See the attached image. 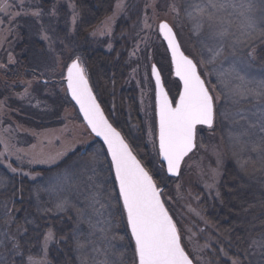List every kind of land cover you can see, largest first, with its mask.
<instances>
[{
    "label": "rangeland",
    "instance_id": "obj_1",
    "mask_svg": "<svg viewBox=\"0 0 264 264\" xmlns=\"http://www.w3.org/2000/svg\"><path fill=\"white\" fill-rule=\"evenodd\" d=\"M8 3L11 15L0 13V193L5 190L8 178L28 179L36 183L40 179L36 170L55 168L70 155L82 156L97 141L69 98L64 82L66 65L79 56L85 66V48L109 55L121 45L128 48V75L121 91L125 95L133 93L140 118L135 124L126 114L130 130L135 135L138 131L143 132L150 153L151 172L157 178V187L163 190V202L177 225L183 247L195 264H217L210 249L205 247L207 240L199 234L198 222H205L198 207L197 189L216 194L222 176L224 154L213 130L219 116L222 117L221 113L234 110V106L226 101L227 89L221 83L217 70L227 71L235 58L226 56L222 66L219 61L216 64L201 62L210 54L202 51L200 40L203 37L194 34L192 24L185 18L177 0H116L112 14L88 36L87 45L77 40L80 14L74 0H8ZM172 4L179 9V16L169 7ZM37 12L38 16L35 15ZM164 21L173 27L185 54L197 62L207 86L212 82L214 89L223 95L221 97L218 92L214 95L215 90L210 85L214 98L219 96L214 101L217 111L215 124L212 129H197L194 152L184 161L180 176L169 182L166 167L158 155L152 65L161 72L174 104L181 84L174 76L166 44L158 34V25ZM260 48H264V44L257 47L256 59L250 67L236 66L238 70L243 69L242 75L264 79V68L258 64L264 57ZM20 67L22 70L18 71ZM116 99L117 96L109 98L111 112L119 110ZM58 153H63L58 159L38 162L56 157ZM42 193L48 195V204L54 205L60 199L70 201L67 210L73 207L72 195L78 201L81 196L88 200L86 187H68L60 178L54 179ZM38 196L34 190L32 199L39 208ZM1 201L0 212L4 215L7 209ZM52 208L55 214L65 212L57 211L55 206ZM2 214L0 218L5 219ZM91 214V208L85 207L83 217L90 220ZM13 236L16 234L5 237L0 233V258H6L8 264L11 253L6 242Z\"/></svg>",
    "mask_w": 264,
    "mask_h": 264
},
{
    "label": "snow or ice",
    "instance_id": "obj_2",
    "mask_svg": "<svg viewBox=\"0 0 264 264\" xmlns=\"http://www.w3.org/2000/svg\"><path fill=\"white\" fill-rule=\"evenodd\" d=\"M10 7L8 0H0V13L11 15L8 12ZM169 7L177 16L180 15L175 4ZM184 11L194 34L203 37L200 40L202 51L210 54L207 58H202L201 62L216 64L219 61L222 66L226 56L235 58L227 71L217 70L221 83L227 89L226 101L234 106V110H225L221 116L232 124L246 121L240 125L239 133L230 137L233 145L244 151L249 144L244 137L252 136L253 129L264 133V79L242 75L243 69L238 70L236 66L239 64L250 67L256 59L257 47L264 44V0H191ZM35 15L38 16L39 13ZM158 34L166 42L174 74L183 86L179 99L173 106V100L169 98L162 82L161 72L156 65H152L158 115V155L166 163L167 172L178 175L182 161L196 147L197 126L213 128L217 117L214 101L219 96L214 98L198 70L197 62L182 50L176 32L168 22L158 25ZM66 69L64 78L71 98L79 105L87 127L107 145V153L111 157L109 168L114 169L119 197L126 212V225L134 241L130 264H193L182 246L177 225L161 199V190L146 167L133 154L125 138L104 115L80 57L72 59ZM245 105L254 109L251 111L254 120H249ZM252 150L260 153L261 163L264 164V136L260 137L258 145H253ZM62 155L63 153H58L56 157L38 162H50ZM98 163L96 157L74 161L61 174V180L68 187H78L86 177L88 182H93V189H99L102 185L94 182L98 174ZM239 163L241 169L247 171L249 161L242 160ZM88 205L98 218L97 224L106 225L104 210L111 206V193L108 192L102 200L98 191H89ZM69 206L70 201L60 199L55 209L66 211ZM77 211L80 213L79 209ZM81 220H84L82 213ZM87 222L90 227H95L91 221ZM26 223L32 221L26 219ZM98 231L102 233L103 244L99 248L94 246L93 252L104 258L97 260L89 253L81 252V264H125L122 255L113 259L118 255L113 243L117 237L110 236L107 227H100ZM18 232H27V228L21 225ZM54 243L55 232L49 228L43 237L40 257L29 255L26 262L21 260V264H49L47 253ZM76 243L78 251L86 247L79 242L78 237ZM248 245L245 256L250 259L247 264H264V231L251 237ZM14 247L16 254L23 257L20 245L17 243ZM0 264H8L7 259L0 258ZM233 264L239 262L234 260Z\"/></svg>",
    "mask_w": 264,
    "mask_h": 264
},
{
    "label": "trees",
    "instance_id": "obj_3",
    "mask_svg": "<svg viewBox=\"0 0 264 264\" xmlns=\"http://www.w3.org/2000/svg\"><path fill=\"white\" fill-rule=\"evenodd\" d=\"M177 1L185 15V7L191 0ZM74 2L80 14L77 40L79 43L87 45L88 36L105 18L112 14L116 0H74ZM127 49L118 45L111 54L107 55L85 48L84 67L91 87L107 117L123 134L133 152L159 185L157 178L151 172L152 163L143 132L138 131L136 135L133 134L127 123L126 114L135 124H138L140 119L133 93L125 95L121 91L128 75ZM260 50L262 53L264 48H260ZM258 64L259 67L264 68V57L262 60L260 58ZM21 70L20 67L18 71ZM210 85L212 86V82ZM210 85L209 89H211ZM212 88L214 89L213 86ZM214 90V95H217L218 92L221 97L223 96L220 90ZM117 93H120L119 96L116 95ZM111 96H117L116 104L119 110L116 112L110 111L112 105L109 104V98ZM245 108L249 120H254L255 117L251 115V111L254 109L249 105H245ZM245 123L246 121H240L239 124H232L219 116L213 131L223 150L224 167L217 193H207L201 188L197 189L198 207L205 222L204 224L201 221L198 222L199 234L207 240L205 247L210 249L214 256L213 260L217 261V264H233L234 260L239 264H247L250 257L245 256V250L249 246V239L264 231V164L261 163L260 153L252 150L253 145H258L260 137L264 136V133L253 129L252 136L244 137L249 142L248 148L244 151H241L238 146H234L230 138L231 135L239 133L240 125ZM93 157L99 161L97 164L98 174L95 176L94 182L101 184L102 187L99 188L100 191L93 189V182H88L86 177L80 185L83 188L86 187L88 193L92 190L102 193V200L108 192L111 193V207L107 211L104 210L106 225L97 224L98 218L94 214L90 215V220L85 218L81 220V213L85 207L89 206L85 196H81L79 201L74 195L70 196L73 205L71 210L55 214L52 207L56 203L48 204V195L42 193L54 179H61V174L74 161ZM242 160L249 161L247 171L240 167L239 161ZM109 165L110 159L105 147L101 142L96 141L82 156L70 155L55 168L36 170V174L40 176L36 183H31L28 179L8 178L5 182V190L0 193V201L2 200L1 202L6 205L7 209L4 215L0 212V216L1 214L2 217L6 216L5 219L0 218V233H3L5 237L9 234H16L12 240L6 242L7 249L11 253L9 264H21V260L26 262L29 255L39 258L43 237L49 228L54 230L56 236V243L48 249L49 264H81V252L89 253L97 260H102L104 258L102 255L93 252L94 246L99 248L103 244L102 233L98 231L100 227H107L109 235L117 237L113 243L118 255L113 259H118L122 255L125 264H130L134 241L131 239L130 231L126 225V212L123 209L122 199L119 197V187L115 181L114 170L110 169ZM171 180L169 178L167 181ZM34 190L39 195V208L32 197ZM62 197L64 198V194ZM78 209L80 213H78ZM123 215H125V219ZM25 218L32 223H26ZM87 221H91L95 227H90ZM21 225L27 228V232H18ZM77 237L79 242L86 246L79 251L77 250ZM17 243L20 245V251L24 254L23 257L16 254L14 245Z\"/></svg>",
    "mask_w": 264,
    "mask_h": 264
},
{
    "label": "water",
    "instance_id": "obj_4",
    "mask_svg": "<svg viewBox=\"0 0 264 264\" xmlns=\"http://www.w3.org/2000/svg\"><path fill=\"white\" fill-rule=\"evenodd\" d=\"M165 44H166V42H165ZM169 55H170V53H169ZM158 69V68H157ZM173 70H174V67H173ZM174 76H175V74H174ZM152 77H153V80H154V82H155V78H154V76L152 75ZM176 77V76H175ZM177 78V80L179 81V78L178 77H176ZM64 82H65V84H66V87H67V81H66V79L64 80ZM162 82H163V80H162ZM180 82V81H179ZM89 84H90V82H89ZM180 84H181V92H182V90H183V86H182V82H180ZM90 86H91V84H90ZM92 88V87H91ZM93 91V90H92ZM93 94L95 95V93L93 92ZM68 95H69V98L71 99V101L73 102V104L77 107V109H78V111H79V114H80V116H81V118H82V120L84 121V123L87 125V123H86V121L84 120V118H83V113L82 112H80V109H79V105L78 104H76V102L71 98V95H70V93L68 92ZM96 96V95H95ZM170 98V97H169ZM96 99H97V97H96ZM179 99V98H178ZM97 102L99 103V101H98V99H97ZM100 104V103H99ZM101 106V105H100ZM174 106V105H173ZM101 109H102V107H101ZM103 110V109H102ZM103 112H104V110H103ZM104 115L106 116V114H105V112H104ZM107 117V116H106ZM108 118V117H107ZM157 118H158V115H157ZM109 120V119H108ZM109 123H111L110 122V120H109ZM112 124V123H111ZM113 125V124H112ZM114 127V126H113ZM198 127H206V126H202V125H200V126H197V128ZM90 130V129H89ZM91 131V130H90ZM117 131H119V130H117ZM120 132V131H119ZM92 133V132H91ZM121 133V132H120ZM92 135L99 141V142H101L102 144H103V146L105 147V149H106V151H107V145H105L104 144V142H103V140L101 139V138H99V137H96L95 136V134L94 133H92ZM121 135H122V133H121ZM123 136V135H122ZM124 137V136H123ZM126 141V140H125ZM127 142V141H126ZM158 143H159V141H158ZM130 146V145H129ZM131 148V147H130ZM196 148V147H195ZM195 148L184 158V160L182 161V163H181V167H180V170H179V174L178 175H172V174H170V173H168L167 172V166H166V163L163 161V159H162V157H161V160H162V162L164 163V165H165V167H166V174H167V176L169 177V178H173V179H176V178H178L179 176H180V173H181V168H182V165H183V163H184V161L186 160V158L188 157V156H190L193 152H194V150H195ZM108 154V153H107ZM133 154L135 155V153L133 152ZM108 156H109V159H110V161H111V157H110V155L108 154ZM137 157V156H136ZM137 159H138V157H137ZM114 170V169H113ZM115 174V173H114ZM119 187V186H118ZM161 190V193H160V195H161V199H162V193H163V190L162 189H160ZM162 201H163V199H162ZM122 203H123V201H122ZM165 205V204H164ZM166 207V206H165ZM167 209V208H166ZM170 215V214H169ZM171 216V215H170ZM130 231V230H129ZM191 259V258H190ZM193 264H194V262H193Z\"/></svg>",
    "mask_w": 264,
    "mask_h": 264
},
{
    "label": "flooded vegetation",
    "instance_id": "obj_5",
    "mask_svg": "<svg viewBox=\"0 0 264 264\" xmlns=\"http://www.w3.org/2000/svg\"><path fill=\"white\" fill-rule=\"evenodd\" d=\"M170 97V96H169ZM170 99H171V97H170ZM173 105L175 106V104L173 103Z\"/></svg>",
    "mask_w": 264,
    "mask_h": 264
}]
</instances>
